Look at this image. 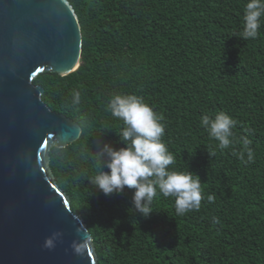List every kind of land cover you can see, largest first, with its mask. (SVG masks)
Instances as JSON below:
<instances>
[{
    "label": "trees",
    "instance_id": "obj_1",
    "mask_svg": "<svg viewBox=\"0 0 264 264\" xmlns=\"http://www.w3.org/2000/svg\"><path fill=\"white\" fill-rule=\"evenodd\" d=\"M68 1L82 26L81 68L39 75L34 85L51 110L82 127L77 141L51 149L50 167L93 237L98 264H264V21L256 39L244 40L247 0ZM115 93L141 96L164 117L170 167L202 182L198 211L177 216L174 198L158 194L144 217L134 190L105 195L89 183L96 163L81 154L125 146L123 122L105 110ZM220 111L237 120V141H252L254 163H241L239 143L220 150L201 126L204 114Z\"/></svg>",
    "mask_w": 264,
    "mask_h": 264
},
{
    "label": "water",
    "instance_id": "obj_2",
    "mask_svg": "<svg viewBox=\"0 0 264 264\" xmlns=\"http://www.w3.org/2000/svg\"><path fill=\"white\" fill-rule=\"evenodd\" d=\"M83 34L68 0H0V264H98L93 237L56 184L50 151L77 141L81 125L54 112L34 85L42 74L61 78L81 68ZM61 231L54 249L45 238ZM84 233L91 243L76 254Z\"/></svg>",
    "mask_w": 264,
    "mask_h": 264
},
{
    "label": "clouds",
    "instance_id": "obj_3",
    "mask_svg": "<svg viewBox=\"0 0 264 264\" xmlns=\"http://www.w3.org/2000/svg\"><path fill=\"white\" fill-rule=\"evenodd\" d=\"M243 28L238 34L244 40L256 39L264 21V0H247L243 15ZM81 95L79 91L72 93V104L79 105ZM105 110L113 118L123 122L118 132L125 145L119 149L104 143L95 154L88 152L82 158L91 159L96 163V173L89 178V183L101 190L105 195L121 193L127 187L134 190L132 203L134 209L144 217H148L154 210V199L159 195L174 198V209L177 216H183L192 211H198L205 199L202 182L198 174L192 171H178L170 166L176 163L174 154L163 141L166 125L164 117L157 113L141 96L131 93H115L106 101ZM82 122H87V115L81 114ZM237 120L224 111L216 113L214 118L208 114L201 117L200 124L207 131L210 138L218 142L220 150L228 149L234 143H239L241 149L238 159L247 165L255 162V152L251 147L252 141L241 136L236 140L234 129ZM69 138L61 135L55 147L63 150V145ZM214 156L215 152H209ZM106 165L109 171H105ZM207 200L213 201L208 195ZM213 224H218V218H212ZM63 233L53 231L44 241V247L52 250ZM91 243V237L84 233L80 239L72 243L76 254H83Z\"/></svg>",
    "mask_w": 264,
    "mask_h": 264
}]
</instances>
